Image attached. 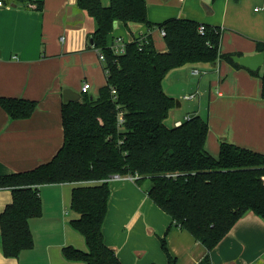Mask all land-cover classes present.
Segmentation results:
<instances>
[{"label": "trees", "instance_id": "obj_1", "mask_svg": "<svg viewBox=\"0 0 264 264\" xmlns=\"http://www.w3.org/2000/svg\"><path fill=\"white\" fill-rule=\"evenodd\" d=\"M76 6L95 22L91 38L93 48L104 54L106 82L96 97L81 94L76 102L62 103L63 144L49 162L0 177V188L12 194L0 213L3 256L18 258L33 248L29 221L42 214L39 187L69 183L75 185L70 209L77 215L69 225L84 238L87 250L63 247V257L83 264H121L103 239L109 181L118 175L134 178L139 186L148 182V199L170 217L171 225L206 249L198 264H211L209 253L240 218L253 213L264 221V154L222 140L213 157L205 148L208 122L199 116L167 127L164 121L176 100L164 92L162 81L186 65L224 61L244 69L232 61L240 55L221 53L217 28L204 25L201 34L200 24L184 18L151 24L146 0H76ZM115 22L124 25L128 37L125 54L118 57L108 47ZM131 24L163 30L166 51H156L148 34L135 37ZM256 51L264 54V43H257ZM260 70L264 100V63L256 72L247 71L255 76ZM0 107L11 120H20L32 115L36 103L0 98ZM160 243L166 252L164 237Z\"/></svg>", "mask_w": 264, "mask_h": 264}, {"label": "crops", "instance_id": "obj_2", "mask_svg": "<svg viewBox=\"0 0 264 264\" xmlns=\"http://www.w3.org/2000/svg\"><path fill=\"white\" fill-rule=\"evenodd\" d=\"M2 1L0 98L34 101L36 107L29 118L20 120H11L0 107V177L49 162L63 144V92L71 90L81 95L82 85L88 83L87 94L96 97L106 82L103 63L90 43L95 22L77 8L76 0ZM146 5L147 19L153 25L184 18L217 28L223 54L254 55L256 44L264 43V0H146ZM129 28L135 37L150 35L156 51H166L158 28L148 29L139 24ZM115 37H127L122 23H117L108 45ZM198 66L186 65L170 71L171 78L187 82L174 112L185 109L173 124L185 117L204 119L200 107L205 98L209 134L210 129L225 121L226 115L234 121H248L244 109L252 106L261 112L259 120H255L260 122L252 130L255 134L243 125L240 132L252 139V145L256 144L254 151L264 154V100L260 96L259 77L224 61ZM193 69L205 74L197 89L188 81L201 75H193ZM207 76V89L203 92L202 83ZM196 91H200L198 95ZM190 94L195 97L182 99ZM231 107L238 114L229 115ZM215 133L221 135L216 130ZM205 148L217 157V149L210 140H206ZM74 186L67 183L39 187L42 214L29 221L33 248L18 258L4 257L0 248V264H83L67 261L61 252L67 246L87 250L84 238L69 225L77 217L70 209ZM147 187L148 182L139 186L127 177L109 181L110 197L103 226L105 245L121 264H198L206 249L185 230L171 225L170 217L148 199ZM11 200V191L0 188V213ZM163 237L166 252L161 248ZM209 257L211 264H264V221L247 213Z\"/></svg>", "mask_w": 264, "mask_h": 264}, {"label": "rangeland", "instance_id": "obj_3", "mask_svg": "<svg viewBox=\"0 0 264 264\" xmlns=\"http://www.w3.org/2000/svg\"><path fill=\"white\" fill-rule=\"evenodd\" d=\"M126 39H128V37H126ZM199 68H201L203 65L202 64H198ZM261 70L255 75V76H259L261 74ZM203 71L201 73L200 76L194 77V78H189L188 81H192L195 85V88L197 89V85L198 82L200 81V79H202L205 74L203 75ZM170 72L167 73V75L164 77L163 81H162V88L164 90V92L172 95L174 97L175 100L178 99V97L180 95L183 94V92L186 91V87H187V82L183 79H181L180 82H178L176 79L171 78ZM207 81H208V76L203 80L202 83V88L201 90L204 92L207 89ZM183 85V86H182ZM200 91H196L195 93L198 95ZM183 102V101H182ZM207 98L204 99V101L201 103V107H200V115L202 117H204V119H206L207 116ZM250 109H244V112L247 113V117H248V121H234V119H231L228 115L225 116V121H222L221 123H219L216 127H214L213 129H210V134L207 138V141H211L212 144L216 147L217 149V153L219 152V141H226L231 143L232 140L234 141L235 145L239 146V147H243V148H257L256 144L252 145V140L251 138H249V136L244 135L243 132L241 131L242 125L244 127H246V129L255 134L252 130H254V127L257 128L258 123L260 121H255V120H259L258 115L261 114V112H259L258 110L254 109L252 106L249 107ZM185 109V108H184ZM178 110L174 109L171 110V112L169 113L168 118L164 121V124L167 127H172L174 126L173 122L175 121V119L179 118L180 115L183 113V110ZM239 112V111H238ZM238 112L235 110H232V107L228 109V114L229 115H234V114H238ZM216 121H212V123H215ZM255 124V125H254ZM221 125V126H220ZM215 130L217 133H221V135H218L215 133ZM223 132V133H222ZM226 134V135H223ZM230 138V139H229ZM250 149V150H252ZM254 151V149H253ZM257 152V151H256Z\"/></svg>", "mask_w": 264, "mask_h": 264}, {"label": "built area", "instance_id": "obj_4", "mask_svg": "<svg viewBox=\"0 0 264 264\" xmlns=\"http://www.w3.org/2000/svg\"><path fill=\"white\" fill-rule=\"evenodd\" d=\"M0 7H4V3H3L2 0H0ZM204 30H205L204 25H200L198 27L199 33L202 34L204 32ZM159 33H160V36L161 37H163L165 35V33L163 32V30H159ZM136 37H138V36H136ZM127 43H128V39L122 38V37H115L113 39V42L110 43L108 45V47H109L110 51L112 52V54H114L116 57H118V56H121V55H124L125 54V50H126ZM141 43L142 44L147 43V41L145 40V38L143 40H141ZM139 49H140V47H139ZM96 52H97L98 60L101 63H103V65H104V61H105L104 54L101 53L99 50H96ZM106 73L107 72L105 71V74ZM191 73L193 75H199L201 72L199 70L193 69ZM89 89H90V85L88 83H84L82 85V87H81L80 93L81 94H87V92L89 91ZM114 93L115 92L112 91V94H114ZM194 97H195L194 94H190V95L183 96L182 99H184V100H191ZM120 116L118 117V121H117L118 122L117 123L118 126H120L122 124V122H123ZM189 119L190 118L185 117L184 121H187ZM182 122L183 121H178V122L174 123V126L175 127H178V126H180L182 124ZM127 178L128 179H131V180H134V178H131V177H127ZM119 179H121V177H119L118 175H114L110 180H119Z\"/></svg>", "mask_w": 264, "mask_h": 264}, {"label": "water", "instance_id": "obj_5", "mask_svg": "<svg viewBox=\"0 0 264 264\" xmlns=\"http://www.w3.org/2000/svg\"><path fill=\"white\" fill-rule=\"evenodd\" d=\"M117 23L113 24V28H116ZM91 46L93 47L92 38L90 39ZM232 61L234 64L238 65L241 68L249 70L251 72L258 71L264 63V54L263 53H256L254 55H247V56H232ZM81 95L75 93L71 90H65L63 92V101L64 102H76L80 100ZM91 98H93L91 96Z\"/></svg>", "mask_w": 264, "mask_h": 264}]
</instances>
